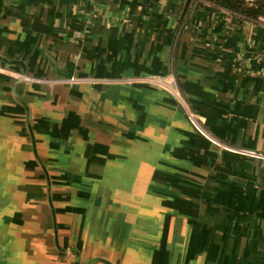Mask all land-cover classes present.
I'll use <instances>...</instances> for the list:
<instances>
[{"label":"crops","instance_id":"crops-1","mask_svg":"<svg viewBox=\"0 0 264 264\" xmlns=\"http://www.w3.org/2000/svg\"><path fill=\"white\" fill-rule=\"evenodd\" d=\"M184 3L0 0V152L67 137L132 259L264 264V24Z\"/></svg>","mask_w":264,"mask_h":264},{"label":"rangeland","instance_id":"rangeland-1","mask_svg":"<svg viewBox=\"0 0 264 264\" xmlns=\"http://www.w3.org/2000/svg\"><path fill=\"white\" fill-rule=\"evenodd\" d=\"M36 139L47 170L20 144L0 152V264H162L150 260V249L141 250L138 261L108 239L113 227L99 216L107 209L100 197L107 196H89L84 175L57 158L67 137ZM163 248L160 258L170 251Z\"/></svg>","mask_w":264,"mask_h":264},{"label":"trees","instance_id":"trees-1","mask_svg":"<svg viewBox=\"0 0 264 264\" xmlns=\"http://www.w3.org/2000/svg\"><path fill=\"white\" fill-rule=\"evenodd\" d=\"M183 12L180 25L183 26L189 21L190 15L203 2L213 4L229 12L240 15L244 18L256 20L259 16H264V0H184Z\"/></svg>","mask_w":264,"mask_h":264},{"label":"built area","instance_id":"built-area-1","mask_svg":"<svg viewBox=\"0 0 264 264\" xmlns=\"http://www.w3.org/2000/svg\"><path fill=\"white\" fill-rule=\"evenodd\" d=\"M247 2H251L252 0H246ZM257 21H259V22H261L262 24H264V16H259L258 18H257ZM175 93V96L180 100V102H182V100H181V98H180V96L178 95V93L175 91L174 92ZM187 118H188V120H189V122L198 130V131H200L201 133H203L204 134V132H203V130L201 129V127L199 126V124L197 123V121H196V119H195V117L193 116V114L192 113H190V112H188V115H187ZM248 153H250V154H255L256 155V153H253V152H248ZM259 155H261V154H259ZM261 156H263V155H261Z\"/></svg>","mask_w":264,"mask_h":264},{"label":"water","instance_id":"water-1","mask_svg":"<svg viewBox=\"0 0 264 264\" xmlns=\"http://www.w3.org/2000/svg\"><path fill=\"white\" fill-rule=\"evenodd\" d=\"M55 235H56V231H55ZM55 242L57 243V239L55 238Z\"/></svg>","mask_w":264,"mask_h":264}]
</instances>
